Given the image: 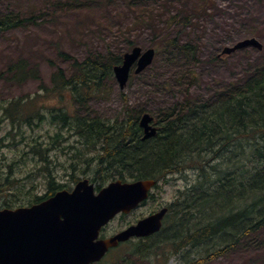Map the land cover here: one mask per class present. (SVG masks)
Returning a JSON list of instances; mask_svg holds the SVG:
<instances>
[{
    "label": "rangeland",
    "instance_id": "obj_1",
    "mask_svg": "<svg viewBox=\"0 0 264 264\" xmlns=\"http://www.w3.org/2000/svg\"><path fill=\"white\" fill-rule=\"evenodd\" d=\"M58 1L55 8V0H0V18L9 11L19 14L20 18L32 13L35 16L41 14L36 21L29 20L22 28L0 33V71L19 59H25L38 67L43 85L51 87L52 72L58 67L68 69V62L61 53L83 61L92 55L104 58L107 53L123 55L133 47H140L143 51L155 49L151 66L138 75L131 74L124 90L119 89L113 76L100 91L101 98L91 101L90 109L105 120L122 119L128 105L140 115L149 113L156 125L161 115L177 113L185 101H205L215 91L244 79L249 74L245 73L250 65L255 64L258 68L263 62L264 50L257 52L253 49L238 51L215 61L212 59L222 48L244 38H256L264 46V0ZM140 14L146 15L142 22L137 18ZM171 16L176 17L175 21H170ZM252 30L257 32L255 36L251 35ZM171 41H175L177 47L168 48ZM195 47L197 50L193 53ZM39 83L28 80L17 86L0 82V93L4 99L32 96L39 92ZM61 98L62 102L56 96L40 97L36 108L46 113L47 108L54 109L52 106L72 113L77 111L69 93H61ZM5 130L3 122L0 124V137ZM62 132L67 135L65 142L50 146L46 163L29 153L24 145L30 140L28 136L18 146H15L16 141L13 145L12 141L3 142L0 159L2 154L4 165L12 164L17 180L14 190L17 192L1 195L0 207L4 204L7 208L5 203L14 205L13 208L28 206L27 199L33 194H47L48 172L56 176L57 184L66 186L65 190L73 189L75 179L90 181L93 178L92 164L85 166L80 157L73 156L76 149L84 154H92L91 151L77 144V138L68 131ZM54 133L49 119L34 130V136L42 137L45 144H50L49 138ZM66 146L73 147L66 149ZM197 175L196 170L189 168L184 173L185 178L169 175L167 181H159L145 205L122 219L113 220L103 234L105 237L114 235L167 207L195 181ZM93 184L96 187L100 183ZM169 228L166 235L171 233ZM158 241L161 240H130L119 249L108 252L107 258L99 264H198L196 262L207 253L222 248L210 243L208 250L195 247L173 255L169 243L149 248ZM204 264H264V228Z\"/></svg>",
    "mask_w": 264,
    "mask_h": 264
},
{
    "label": "trees",
    "instance_id": "obj_2",
    "mask_svg": "<svg viewBox=\"0 0 264 264\" xmlns=\"http://www.w3.org/2000/svg\"><path fill=\"white\" fill-rule=\"evenodd\" d=\"M55 1L53 6L57 8L59 1ZM40 15L32 13L20 18L11 11L4 13L0 18V33L22 28ZM145 17V14L137 16L140 22ZM175 19V16L170 17V21ZM255 33L251 31L252 36ZM172 47H177L175 41L168 45ZM196 50L197 47L193 53ZM60 55L68 62V69L58 67L52 72L51 87L43 85L38 67L25 59L0 71V82L9 85L40 81L39 92L32 96L4 99L0 93V124L4 122L6 128L0 137V147H4V141H12V145L16 141L15 146H18L28 136L30 140L24 145L29 153L46 163L50 146L65 142L67 135L61 131L66 130L77 138V144L91 151L92 154H84L76 149L73 156L80 157L85 166L92 164L90 182L98 181V189L116 179L167 181L169 175L185 178L184 173L189 168L196 170L195 181L167 206L162 231L150 237L161 241L149 248L169 243L172 254L178 255L188 248L208 250L210 243L222 246L207 253L196 262L198 264L227 253L243 238L264 228V56L260 67L250 65L244 79L231 82L203 102L185 101L177 113L161 115L156 123V136L143 140L138 125L141 115L134 108L127 105L122 119L105 120L89 106L92 100L101 98L100 91L107 80L113 78L112 68L121 63L123 55L107 53L105 58L92 55L83 61L67 53ZM215 60H219L217 56L212 59ZM251 69L254 70L251 72ZM61 93L71 95L77 111L72 113L52 106L54 109L47 108L46 113L36 108L40 97L56 96L61 101ZM47 94L52 96H45ZM47 119L55 130L49 138L50 144L34 136V130ZM72 147L66 146V149ZM15 174L12 164L4 165L1 154L0 196L17 192ZM47 183V194H33L27 199L28 206L66 187L57 184L56 176L50 172ZM5 206L14 207L8 203ZM0 208H4V204ZM168 228L171 233L166 235Z\"/></svg>",
    "mask_w": 264,
    "mask_h": 264
},
{
    "label": "water",
    "instance_id": "obj_3",
    "mask_svg": "<svg viewBox=\"0 0 264 264\" xmlns=\"http://www.w3.org/2000/svg\"><path fill=\"white\" fill-rule=\"evenodd\" d=\"M248 47L262 49L255 38H249L225 47L222 54ZM154 55L153 49L142 51L139 47L125 53L122 63L113 68L119 89L126 86L132 68L135 75L140 74L151 65ZM152 121L149 114L139 120L144 140L157 133ZM155 184L154 180L131 183L117 180L95 193L93 184L84 179L70 192L59 191L39 204L1 209L0 264H94L119 243L159 232L167 208L114 236L98 239L102 227L117 214H128L145 201Z\"/></svg>",
    "mask_w": 264,
    "mask_h": 264
}]
</instances>
